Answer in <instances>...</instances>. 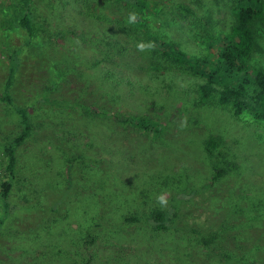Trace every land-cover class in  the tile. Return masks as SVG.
<instances>
[{"label":"rangeland","instance_id":"rangeland-1","mask_svg":"<svg viewBox=\"0 0 264 264\" xmlns=\"http://www.w3.org/2000/svg\"><path fill=\"white\" fill-rule=\"evenodd\" d=\"M235 1L142 0L137 19L119 0H0V92L17 64L0 157L21 131L15 108L31 126L0 198V264H264V125L196 107L183 95L193 69L136 24L202 58L207 37L230 32ZM247 65L264 72L262 24ZM211 137L223 144L208 152Z\"/></svg>","mask_w":264,"mask_h":264},{"label":"trees","instance_id":"trees-1","mask_svg":"<svg viewBox=\"0 0 264 264\" xmlns=\"http://www.w3.org/2000/svg\"><path fill=\"white\" fill-rule=\"evenodd\" d=\"M128 2L135 8V17L139 19L145 11L142 0H119ZM235 23L228 34H217L207 37L203 44L205 55L196 58L181 51L175 44L165 42L147 31L142 25L139 28L160 56L179 64L189 65L197 81L193 85L185 86L183 95L186 99L197 98L196 107L217 106L230 112L233 117L247 116L253 122L264 125V72L255 71L247 65V60L256 48L257 29L264 25V2L262 0H236L233 8ZM18 25L26 30L31 37L33 32V17L26 11L18 21ZM11 57V64L14 62ZM9 74L3 83L0 99L12 105L10 88L17 64H12ZM166 81L160 78L158 81ZM169 89L174 85L166 82ZM170 86V87H169ZM176 89V88H174ZM193 102V100H192ZM20 118L21 131L2 147L0 157V198L6 200L9 196L11 183L14 178L16 164L15 149L30 135L31 126L28 112L25 108H15ZM121 122H128L146 131H156L150 121L143 118H124ZM221 141V137H220ZM223 144L217 138L211 137L205 142V149ZM150 222L156 230L167 228L166 216L161 212H154ZM134 221V219H131ZM1 224V220H0Z\"/></svg>","mask_w":264,"mask_h":264},{"label":"clouds","instance_id":"clouds-1","mask_svg":"<svg viewBox=\"0 0 264 264\" xmlns=\"http://www.w3.org/2000/svg\"><path fill=\"white\" fill-rule=\"evenodd\" d=\"M161 203H163V200H161Z\"/></svg>","mask_w":264,"mask_h":264}]
</instances>
